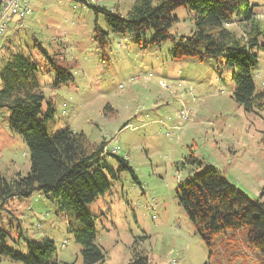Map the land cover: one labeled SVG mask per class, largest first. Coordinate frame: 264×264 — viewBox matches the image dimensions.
<instances>
[{
	"label": "rangeland",
	"instance_id": "374dc122",
	"mask_svg": "<svg viewBox=\"0 0 264 264\" xmlns=\"http://www.w3.org/2000/svg\"><path fill=\"white\" fill-rule=\"evenodd\" d=\"M132 2L28 0L30 12L20 20L13 16L0 35L1 44L7 35L11 47L35 63L43 110L53 102L52 131L67 127L93 144L106 140L137 177L120 171L107 191L85 205L95 216V243L105 254L101 264H127L138 253L149 264H264V254L247 242L246 228L209 238L177 198L181 183L213 168L249 199L264 201V109L246 112L234 101L231 67L212 59H171V39L144 47L151 30L137 44L129 33L113 32L103 13L92 8L124 15ZM249 2L264 22V0ZM173 14L169 32L191 34L193 13L181 6ZM96 26L106 33L103 48L94 39ZM228 28L242 33L235 16ZM35 40L71 72L72 80L51 87L54 73L33 46ZM261 45L262 37L250 72L255 92L264 94ZM180 109L187 112L186 120ZM3 116L0 109V174L10 180L16 172L25 175L30 161L23 138ZM112 165L116 168V161ZM74 222L43 193L10 199L0 209L6 244L26 254L25 239H52L56 251L50 264H82L81 246L69 231ZM0 264L21 262L2 257Z\"/></svg>",
	"mask_w": 264,
	"mask_h": 264
},
{
	"label": "trees",
	"instance_id": "16d2710c",
	"mask_svg": "<svg viewBox=\"0 0 264 264\" xmlns=\"http://www.w3.org/2000/svg\"><path fill=\"white\" fill-rule=\"evenodd\" d=\"M181 6L193 13L195 28L189 35L174 37L169 28L176 20L173 11ZM92 8L103 13L113 32L129 33L137 44L151 30L150 39L142 41L144 47L159 46L171 39V59H212L231 67L234 101L246 112L264 109V94L255 92L250 72L257 62L253 50L259 46V38L264 39V22L256 18L255 5L249 0H133L124 15L98 5ZM234 16L242 25L241 34L228 28ZM94 39L99 47L106 45V33L98 26L94 28ZM33 46L47 59L54 73L51 87L72 80L71 72L57 65L40 41L35 40ZM6 58L0 67V109L9 129L23 138L30 165L25 175L16 172L10 180L0 174V209L10 199L43 193L58 213L75 219L69 231L81 246L82 264H101L105 254L95 243V216L85 205L107 191L120 171H128L135 180L137 177L126 157L106 149V140L93 144L83 132L67 127L52 131L54 106L49 100L46 109L42 108L45 96L35 63L18 50H9ZM177 198L188 219L209 238L226 230L246 228L249 245L264 254V201L249 199L217 170L208 168L181 183ZM25 242L27 253L23 254L6 244L5 231L0 230V259L5 257L21 264L51 263L56 251L52 239ZM127 264L149 262L138 253Z\"/></svg>",
	"mask_w": 264,
	"mask_h": 264
},
{
	"label": "built area",
	"instance_id": "2783aa9c",
	"mask_svg": "<svg viewBox=\"0 0 264 264\" xmlns=\"http://www.w3.org/2000/svg\"><path fill=\"white\" fill-rule=\"evenodd\" d=\"M30 11L28 0H1L0 2V35H3L8 27V20L17 16L18 20L28 14ZM163 84V83H162ZM192 93V91H191ZM183 120L187 118V113L182 109L179 111ZM115 152L116 148H112Z\"/></svg>",
	"mask_w": 264,
	"mask_h": 264
},
{
	"label": "crops",
	"instance_id": "0c3cea01",
	"mask_svg": "<svg viewBox=\"0 0 264 264\" xmlns=\"http://www.w3.org/2000/svg\"><path fill=\"white\" fill-rule=\"evenodd\" d=\"M0 2H1V0H0ZM2 50L5 52L1 53ZM9 50H16V49L11 47L9 37L7 35H4V44H1V40H0V67L3 64V62L7 59L6 57H7ZM107 136H108V134H106L105 137H107ZM105 146H106V149H112V148H110V145H108V143H106ZM113 148H115V147H113Z\"/></svg>",
	"mask_w": 264,
	"mask_h": 264
}]
</instances>
